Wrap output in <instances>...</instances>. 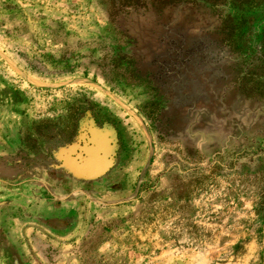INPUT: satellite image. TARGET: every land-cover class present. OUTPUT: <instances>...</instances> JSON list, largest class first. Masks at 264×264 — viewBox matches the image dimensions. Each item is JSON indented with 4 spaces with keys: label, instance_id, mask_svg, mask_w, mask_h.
<instances>
[{
    "label": "rangeland",
    "instance_id": "374dc122",
    "mask_svg": "<svg viewBox=\"0 0 264 264\" xmlns=\"http://www.w3.org/2000/svg\"><path fill=\"white\" fill-rule=\"evenodd\" d=\"M210 1L0 0V264H264V65L229 43L264 53V0Z\"/></svg>",
    "mask_w": 264,
    "mask_h": 264
},
{
    "label": "trees",
    "instance_id": "16d2710c",
    "mask_svg": "<svg viewBox=\"0 0 264 264\" xmlns=\"http://www.w3.org/2000/svg\"><path fill=\"white\" fill-rule=\"evenodd\" d=\"M159 4L163 7V6H167V5H173V4H178V3H187V4H192L194 2V0H158ZM207 2L211 3L210 0H206ZM229 43H231L232 48L230 49V51L236 55H239V57L241 58V60H243L244 65L246 66V68H250V66H254L257 65V68L261 67L262 65H264V53L263 50H259L257 51L258 54H256L255 52H244V51H240L236 49V46L234 47L233 45H240L241 42L240 41H235L232 42V40H229ZM190 49L187 50V52H189ZM242 55V56H240ZM175 67H179L178 66V62L175 60ZM78 116H79V120L80 118H84L86 120H90L92 122L93 125L97 126V127H102V126H106V125H112L114 123V120L108 118L104 113L101 112V110L98 108V106L93 103L90 104L88 106V108H84L82 105L78 108ZM82 115V117H81ZM79 130L76 128L75 134H71L72 137H76L79 135ZM118 135L120 134L117 131ZM70 136V137H71ZM264 191V190H262Z\"/></svg>",
    "mask_w": 264,
    "mask_h": 264
}]
</instances>
